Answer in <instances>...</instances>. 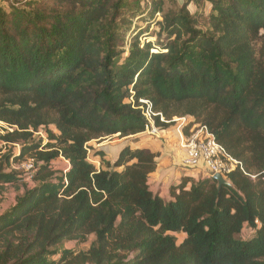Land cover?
<instances>
[{
	"label": "trees",
	"instance_id": "1",
	"mask_svg": "<svg viewBox=\"0 0 264 264\" xmlns=\"http://www.w3.org/2000/svg\"><path fill=\"white\" fill-rule=\"evenodd\" d=\"M142 3L0 0V138L19 147L0 158V195L25 178L11 161L33 160L0 213V264H264V62L252 46L264 0ZM157 15L155 43L125 42L124 25ZM146 111L158 130L173 117L193 119L185 137L204 127L239 163L226 184L183 176L164 201L148 186L151 150L88 161L89 142L144 133ZM89 237L85 254L65 248Z\"/></svg>",
	"mask_w": 264,
	"mask_h": 264
},
{
	"label": "rangeland",
	"instance_id": "2",
	"mask_svg": "<svg viewBox=\"0 0 264 264\" xmlns=\"http://www.w3.org/2000/svg\"><path fill=\"white\" fill-rule=\"evenodd\" d=\"M179 2V0H177ZM148 0H145V3L141 4V7H145ZM172 6L171 3H167L165 5L166 8H170ZM192 12L195 11L194 8H189ZM209 7H205V11L207 12ZM161 17L157 15L154 20H148L145 16L139 19H133L130 25H124L123 27L129 28L125 32L122 30V34H124V40L128 43L131 37L136 34L140 33L139 41L141 45H144L147 42L155 43L156 41V33L158 32L159 28L156 25V22H160ZM254 54L257 60L264 62V37H260L252 44ZM193 119L190 117H173L171 122L173 125H170L167 129L158 130L155 128V132H147L146 136L139 138L141 143H137L135 139L138 138H120L118 135L110 136V137H102L98 140L91 141L87 144V155L88 161L92 163L97 169H99L101 161H111L117 151L122 148L123 145L131 144L134 146L147 145L152 150H154L158 155H163L165 159L169 161V168L173 170H182L185 174L189 173L187 170H184L180 160L179 151L183 152V157L185 155V150L181 147L182 146V139L187 138L183 134V130L191 124ZM163 122V119L160 120ZM50 131L56 134L54 127H49ZM5 131H10L8 126L4 123L0 122V137L5 134ZM190 129L188 131V136L190 135ZM36 135H40L43 139V144L47 143L46 135L43 130H39ZM11 149L15 155H19V147L16 145L6 144L5 142L1 141L0 138V158L9 150ZM182 157V159H183ZM181 159V161H182ZM20 163V164H19ZM64 159L59 158L58 160L52 162V167L56 170L65 172L69 167ZM25 164V160L22 162L17 161L16 163H12L11 165L14 168H17V165L23 166ZM21 169V167H20ZM200 172L196 171L194 174V179H198L201 174ZM193 177V176H192ZM25 187H29V182L23 181L17 185H6L2 194L0 195V213L12 206L15 202L16 197L21 194ZM176 238V243L179 245L183 239L184 235L181 233L173 234ZM93 241V237H89L83 243H75L73 241H68L65 243V248L68 250L75 251L76 254H85L88 252L90 245Z\"/></svg>",
	"mask_w": 264,
	"mask_h": 264
},
{
	"label": "built area",
	"instance_id": "3",
	"mask_svg": "<svg viewBox=\"0 0 264 264\" xmlns=\"http://www.w3.org/2000/svg\"><path fill=\"white\" fill-rule=\"evenodd\" d=\"M145 117L148 121V126L145 131L148 133L155 132L150 111H146ZM190 132L187 138L182 139L181 147L185 150V155L181 161V165L184 170H187L192 175L198 171L201 174L200 177L213 178V176L219 175L224 179V177L239 166V163L227 155L224 149L214 141L212 135L204 127L194 125L190 128ZM11 162L14 163L13 161ZM20 167L17 165V168H14L11 165V169L13 170L24 171L25 178L23 181L31 182L33 160L25 159V164ZM251 179H254V177L251 176Z\"/></svg>",
	"mask_w": 264,
	"mask_h": 264
},
{
	"label": "crops",
	"instance_id": "4",
	"mask_svg": "<svg viewBox=\"0 0 264 264\" xmlns=\"http://www.w3.org/2000/svg\"><path fill=\"white\" fill-rule=\"evenodd\" d=\"M146 135L147 134L144 132V133H141L138 135L129 136L128 138H138V140L135 139V141L136 142L138 141L137 143H141V141H139L141 139H139V138H142L143 136H146ZM124 144L125 145H123L122 148H124L125 146H129L133 149L147 148V149L151 150L152 152L156 153L154 150H152L147 145H141L140 144L139 146H134L131 144H126V143H124ZM121 149H119L117 151L115 157L109 162H113L115 160V158L117 157V155L119 154ZM179 155H180L179 162H181V159L183 157V152L179 151ZM168 161L169 160L165 159V157L163 155H158V165H157L156 171L150 175V178L148 180V186H149L151 192L153 194H158L164 201L168 200L169 187L171 185H177L180 182L181 177H183V176L184 177H192L193 176L192 178H195L194 175H192L191 173L185 174L182 170L175 171L172 168H169L170 166L168 164L169 163ZM67 167H69V165Z\"/></svg>",
	"mask_w": 264,
	"mask_h": 264
},
{
	"label": "water",
	"instance_id": "5",
	"mask_svg": "<svg viewBox=\"0 0 264 264\" xmlns=\"http://www.w3.org/2000/svg\"><path fill=\"white\" fill-rule=\"evenodd\" d=\"M213 179L218 182V185L219 186L226 184L225 180L221 176H219V175L213 176Z\"/></svg>",
	"mask_w": 264,
	"mask_h": 264
}]
</instances>
